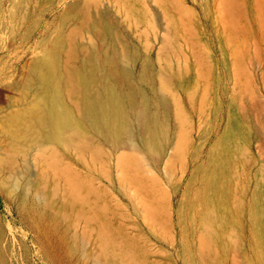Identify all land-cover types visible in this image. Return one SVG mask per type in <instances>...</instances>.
I'll list each match as a JSON object with an SVG mask.
<instances>
[{"label": "rangeland", "instance_id": "rangeland-1", "mask_svg": "<svg viewBox=\"0 0 264 264\" xmlns=\"http://www.w3.org/2000/svg\"><path fill=\"white\" fill-rule=\"evenodd\" d=\"M85 1L0 0V264H127L105 263V245L138 264H264V0ZM71 47L76 62L119 54L121 91L158 119L156 152L136 120L122 146L90 135L99 157L59 150V170L35 145L15 152L1 119L36 91L33 65ZM64 170L86 206L70 201Z\"/></svg>", "mask_w": 264, "mask_h": 264}, {"label": "bare ground", "instance_id": "bare-ground-1", "mask_svg": "<svg viewBox=\"0 0 264 264\" xmlns=\"http://www.w3.org/2000/svg\"><path fill=\"white\" fill-rule=\"evenodd\" d=\"M89 1H85L84 7L86 9L91 6L97 7L99 4V1L95 2L96 0L94 4ZM119 1H125L127 4V0ZM88 16H91V14L84 16L85 22H83L85 24L90 21ZM81 18L83 19V17ZM102 23L97 21L92 24L94 33L99 39H105L107 33H109L108 28L106 29ZM86 27L89 28L88 25ZM77 53V50L71 47L64 62H61L58 53H55L53 62L43 59L33 65L30 85L34 84L36 91L31 94V97L28 94L22 98V95L20 97L22 99H18V109L4 116L6 117H3L4 120L1 119L5 127L2 128L5 129L4 131L10 139L12 148L17 149L19 145L22 146L23 144L27 146L35 145L43 152L47 163L59 170L61 169L59 150L68 155H73V152H75L79 159L90 153H93L95 157H99L101 150L96 149L98 146H95V150L92 148L94 145L91 147V144H87L88 137L93 135L96 140L122 146L126 140L133 139V123L136 120L140 123V128L150 136L146 143L147 150L156 152L157 142L155 141L158 138V119L148 114L146 107L138 108L137 93L134 89L129 88L127 92L121 91L120 88L126 82L128 74L120 67L119 54L115 50L112 54H109L104 48H95L91 54L89 53V56L80 57L79 62H76L79 59ZM13 59L11 60L12 63L10 62L12 65L10 64L9 69L13 73L12 75L16 73V65L20 63L23 56ZM1 71H4L2 74L5 78H12V76H7L8 71L4 69ZM162 82L168 83L166 79H163ZM176 103L178 102L176 101ZM18 149L15 152L18 151L19 155L25 159L27 153ZM116 150H119L118 147ZM12 151L14 152V150ZM128 156L121 154L118 159L127 169L135 161L133 155H131L132 158H130V155ZM64 171L72 185L68 193L70 201L75 206H86V203H88L87 196L80 195L83 184L80 176L70 170ZM79 214L88 222H94V218L85 211H81ZM104 231L102 233H105ZM211 234V228H207L205 236L210 238ZM104 235L107 240L106 234ZM206 241L207 251H210L208 249L211 248L209 245L211 242L209 243L210 240L207 239ZM102 252L105 263L106 260L111 261V259L118 258L120 255L126 259L127 264H138L129 251L120 250L113 253L105 245Z\"/></svg>", "mask_w": 264, "mask_h": 264}]
</instances>
